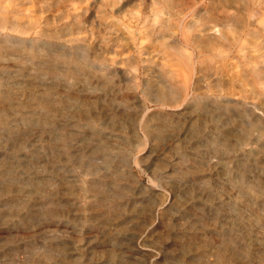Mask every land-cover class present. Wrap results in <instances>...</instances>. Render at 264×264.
Segmentation results:
<instances>
[{
  "label": "bare ground",
  "instance_id": "6f19581e",
  "mask_svg": "<svg viewBox=\"0 0 264 264\" xmlns=\"http://www.w3.org/2000/svg\"><path fill=\"white\" fill-rule=\"evenodd\" d=\"M9 1L0 0V34L3 35L0 38V63L6 61V56L9 53H13L21 60L20 64L23 67L19 71H22L20 73L22 76L35 75L32 78H37V76L40 77L46 74L57 75V73H60L73 86L80 82L86 90H94L98 87L96 83L93 84L91 81H98L99 79L91 78V73L86 71V68H88L91 72L89 64L90 51L88 46L84 44L89 41L87 37L78 36L74 38V48H77L75 53L60 51L59 48L56 51V48L50 45V41L52 38L59 39L62 36L64 26L46 28L45 26L50 23L48 16L45 14L43 20L40 21L34 15L38 8L43 12L42 9L44 8L47 10L52 6L64 5L67 16L74 19L81 14L79 11L80 6L77 5L75 0H25L24 12L20 17L12 14V10L8 5ZM231 1L235 0H211L210 6L217 3L216 8L213 10L215 13H211L212 7H207L205 13L209 14L208 17L203 18L202 21L204 22H202L200 19H195L199 12V6L195 0L190 2L150 0L149 9L144 12V15H142L140 6L134 11L135 16H137L135 20L142 19L143 26H145L143 30L136 33L133 30V22L130 20H128V26H125L123 22L119 23V26L126 30L133 40H136V38L141 39V42L135 44L138 54L147 48L144 45L146 40L148 41L150 37L161 36L162 40L157 39L158 45L162 47L166 56L169 57L170 54L173 56L169 59L175 63L178 75L167 70V76L173 83L177 80L178 84L174 86L161 84L154 94L155 101L162 108L177 107L178 101L185 95L188 85L192 83L194 74L210 69H217L221 74L226 64L231 69L230 55L237 57L235 67H242L241 70H237L233 66L234 70L229 74L233 78L232 81H238L234 77L237 76L239 81L242 79L243 85L248 86V90L264 96V65L260 54L254 53L260 43H257L250 36L247 38L245 33L248 30L247 34L250 33L254 37L258 33L255 30L264 32V20L260 29H252L248 21L233 18V15H238L237 11L234 13L228 11ZM38 2L44 3L42 8ZM151 3L152 6L150 7ZM155 4L158 7H155ZM167 9L173 10L174 13L172 14ZM193 17L194 19H192ZM119 20V18L116 19V21ZM80 28L82 26L78 27V29ZM179 32L181 44L190 47V51L176 44ZM237 32L243 34L237 35ZM138 35H141V37ZM241 36L244 38H240ZM103 39H107V37H103ZM90 42L93 43L94 41ZM231 59L233 58L231 57ZM147 60L143 59L145 62ZM60 61L68 64L72 63V65L60 70L57 67ZM199 63L203 70L198 67ZM131 69L133 72L129 77L133 79L130 80L129 84H125L124 88L126 89L134 88V73L137 67L134 65L131 66ZM92 74L99 78L95 73ZM104 74L101 75L103 83L99 86L100 89L105 90L107 87L110 89L113 87L118 91L122 90L116 80L118 79L117 74L114 75V78L107 74L104 76ZM222 80L221 75L217 76L216 79L214 78V86L217 90L222 89L220 87ZM230 83L234 85L233 82L230 81ZM30 86V95L24 101L16 103H13V95L10 91L0 88V133L6 127L10 136V140H5L4 145H1L0 142V147L7 148L6 144L9 142L11 151L17 152L28 146L29 140L25 135L27 129L24 126L29 129L34 123V117L27 110L18 112L19 119L24 123L22 127L19 124L15 126L12 123L15 118L11 119L10 116L12 113L32 107L34 104L38 108L43 107L47 113H44V116L35 118V121L45 123L48 120L51 123L50 127L56 133V137L54 135L52 138L51 135H48L43 138L44 134H40L39 140L43 144L39 145L43 149L44 147L51 148L52 157L51 159L45 157L46 155L35 157L33 161L23 166L26 169V166L32 164L36 168V172L26 173V171L16 168L9 162L4 166L0 161L3 165H0V178L2 179V182H0V198L4 196L5 201L11 206L8 207L9 209L0 211V224L23 225L25 227L28 224L27 226H30L32 230L29 237L30 245L36 249L34 255L25 259L22 258L20 262L10 263L5 260L0 264H70L69 259L73 256L72 253H85L89 247L82 248L78 244L70 247L71 242H65V238L69 240L75 232L78 233L75 238L80 240L78 238L80 231L77 229L79 224L80 226L83 224L80 221L91 220L94 224L96 223L94 226L99 227L100 231L98 233L100 238L104 240H112L114 239L113 234L119 233L117 230L118 222L116 221L123 206L127 204L125 197L129 194L133 179L130 182H123L116 172L117 168H109L105 166L104 162L115 149L122 150L120 155L130 154L132 150L130 148L131 151L129 152L127 146L137 149L144 143L145 136H143L144 134L141 137L139 136L135 143H132L128 139L127 129L133 119L128 117L129 120L124 123V126L117 125V122L113 119L109 127L111 129L119 127V130L123 131L120 143L115 142L117 143L116 146L103 137L100 112H89V107L94 103L89 99L90 97L81 98L76 94L73 97L68 95L66 99H72L75 103V107L69 109L66 100H62L60 97L55 98L52 95L54 86H45L42 88L41 93L36 90L37 85ZM151 88L152 85H149L148 91ZM204 97V94H195L192 97L194 105L201 104L205 106ZM220 104L227 106L223 100ZM68 112L74 116L75 125H81L80 122L84 121L83 125L89 128L91 134L90 136L85 135L83 140H90V137L98 140L97 144L93 146V155L89 160L94 162L102 156L101 167L95 166V162H88V165H83L85 155L81 152L74 154L71 151L70 142L79 135L80 132L77 129L79 126L75 129H68L67 125L61 127L54 125L57 117L68 115ZM202 122L203 120H201V124H203ZM145 123L144 121L143 124L145 125ZM163 123L156 130V133L157 131L163 133L166 124ZM229 124L232 123H228V118L222 122L219 119L213 125L217 129L215 139L213 136L210 137L213 138L211 141L209 137L203 139L208 146H211L210 149H204L202 154L205 162L208 163L202 166V163L195 161L193 164L183 166L177 170L179 173L177 177L184 182V180H187L185 178L187 175L184 174L196 172L202 167L204 172H208L203 173L204 176L207 174L209 176L215 175L213 181L210 183L209 179L206 181L210 190L197 193L195 189L189 186L188 190L182 193L175 190L167 194L165 200L164 194H158V203L160 204L152 205L147 212L150 217H157L148 229L147 240L133 233L125 240L124 248L112 247L99 253L94 252L93 256L105 255L106 260L99 262L97 258L89 259L91 264H264V174L253 172L254 169L261 166L260 160L264 156V133L259 132V142L262 141V149L258 151L261 152L259 154L260 159H254L253 162H250V159L246 157L250 154V150L246 147L247 143L250 142V137L244 135L235 137V139L229 138L228 135L233 133V130L228 128ZM192 125L194 126V124ZM147 126H144L145 129ZM167 126L174 127L171 123H168ZM259 128H264V116L257 114L253 119H248L247 134ZM200 130L202 128L198 125L192 134L194 132L199 133ZM15 132L18 134L16 137L13 135ZM119 144H123V146L119 147ZM37 147L33 148L34 152L38 151ZM59 147L62 149L61 153ZM179 147L182 148V145L178 142L175 144V148ZM39 152H37V155ZM180 155L182 161H186L185 158H188V160L190 158L185 151L181 152ZM212 155L219 157L210 164L209 156L212 157ZM141 159L132 156L131 162H141ZM67 163L81 168L76 175L72 174L74 179H69L65 174V170L71 171ZM104 167L108 170L106 172L100 171ZM162 167L163 163L160 162L153 175L158 177ZM261 169H263L262 166ZM41 171L42 173L47 171L50 174L53 173V175L48 174V177L39 175L38 173ZM123 171L126 174L131 172L129 168L123 169ZM7 175L9 176L6 177ZM157 177L154 176L160 181ZM6 183L8 184L6 185ZM67 186L78 196L75 205L72 204L71 207L66 205L67 202L61 196L64 194L63 189H66ZM88 198L90 202L86 204L85 200ZM155 203L157 202L155 201ZM226 205H230L235 209L233 216H226ZM75 206L77 209L81 208V210H86L89 207L93 213L95 212V216L79 218L76 215H71L72 208ZM154 207L155 210L152 214L150 211ZM75 221L79 224H76ZM181 221L185 227L177 233H172L173 228ZM144 222L142 220L141 223ZM52 223H55V225H51ZM162 224L165 225V231H158ZM80 230L82 232V229ZM92 231L94 233L91 236L93 239H97L99 234L95 233L94 229ZM172 234H178L182 238L191 237L188 238V242H183L182 252L178 253L175 258H169L160 251L155 253L152 250L153 248H148L147 241L154 246L165 236ZM251 237L253 241L248 242ZM214 239L218 241L215 240L216 242H214ZM118 241L122 242L119 238L115 240V243L118 244ZM54 242H56L55 246H53ZM152 246L149 245L150 248ZM198 249L199 251H196Z\"/></svg>",
  "mask_w": 264,
  "mask_h": 264
},
{
  "label": "rangeland",
  "instance_id": "374dc122",
  "mask_svg": "<svg viewBox=\"0 0 264 264\" xmlns=\"http://www.w3.org/2000/svg\"><path fill=\"white\" fill-rule=\"evenodd\" d=\"M24 1L25 0H10L8 2L13 15L17 17L22 15L24 12ZM75 1L77 5L80 6L79 11L81 12L79 16L75 17L77 19L67 16L64 5L52 6L47 10L44 8L42 9L43 12H41L38 8V11H36L34 15H36L40 21L43 20V16L45 14L48 16V21H50V23L45 26L46 28H59L60 25L64 26L63 34L59 38L64 41L54 38H52L50 41V45L54 46L56 51L59 48L60 51L63 50L67 53H75L77 48H74V38L78 36L87 37V40L89 41L84 44L88 46L90 51L89 64L91 72L88 70V68H86V71L91 73V78L95 77V80L99 79L98 81L89 80L93 84L96 83L98 87H96L94 90H86L80 82L73 86V84H71L60 73H57V75L46 74L40 77L37 76V78H32L35 75L22 76L20 75L22 71H19V69H22L23 67L20 64L21 60L15 54L9 53L8 56H6V61L4 63H0V88L10 91L13 95V103H16L19 101H24L25 98L30 95V85H37L36 90L38 93H41L43 90L42 88L45 86H54L52 95L55 98L60 97L62 100H66L68 102L69 109L75 107V103H73L72 99H66L68 95L73 97V95L76 94L81 98L90 97L89 99L94 101V103L89 107V112H100V117L103 124L101 129L103 137L111 141V143H114L116 146L117 143H120L123 131H120L119 127L112 129L109 127V124L113 119L117 122V125L121 124L123 126L124 123L129 120L128 117L133 119L129 123L127 129L128 139L132 143H135L137 138L144 134V143L137 149H135V147L133 148L129 145H126L129 149V152L132 150L130 154L127 153L120 155L122 150L118 151V149H115V151H113L111 155L107 157L106 162H104L106 164L105 166L109 168H117L116 172L119 174V177L123 182H130L131 179H133V185L130 187L129 194H127V197H125L127 204L123 206L122 210L118 214V220L116 221L118 222L117 230L119 233L113 234L114 239L112 240H104L103 238H100V234L98 233L100 231L99 227L94 226L96 223L94 224V222L91 220L80 221L83 223L80 226L79 222L75 221L76 224H79L77 229L80 231L78 237L80 240L75 238V236L78 235L76 232L73 233L74 235H72L69 240L65 238V242H71L70 247H73L75 244L82 246V248L89 246L87 249L88 252L86 251L85 253L77 254L72 253L73 256L70 257L69 263L91 264L89 259L97 258L99 262L106 260L105 255H97V257L93 256L92 254L94 252L99 253L112 247L124 248L123 246L126 242L125 240L133 233L142 236L147 240L148 229L157 218L156 216L150 217L147 215V212L149 208L152 207V205L160 204L158 203V194H164L165 200L167 194L175 190H177V192L181 191L182 193L183 191L188 190L189 186L190 188L195 189L197 193H203L210 190L209 184H207L206 181L209 179L210 183L214 180L215 175L209 176L207 174L204 176V174L208 172H204L202 167L200 170L196 169L197 171L193 173H181L187 175L185 177L187 180H184V182L182 179L177 177L179 174L177 170L178 168L181 169L183 166L191 165L195 161L197 163H202V166L205 163H208L205 162V158L202 154L204 149H210L211 146H208L206 141L203 139L209 137V140L211 141L213 140V138H210L212 136L215 139V136L217 135V129H215L213 125L219 119L222 122L228 118V123H232L228 125V128L233 130V133L228 135L229 138L235 139V137H242L244 135L250 137V142H248L246 145V147L250 150V154L246 157L250 159V162H253L254 159L259 160V154L261 152L258 151H261L260 149H262V141L259 142V132L264 133V128H259L256 131L247 134L246 126L248 124V119H253L255 116H257V114L262 117L264 116V96L258 95L254 91L248 90V86H246V84L243 85L242 79L239 81L237 76L234 77L238 81H232L233 78L229 74H231V72L234 70L233 66L237 70H241L242 67H235L234 64L235 61H237V57L230 55L233 58H229V61L232 63L231 69H229L228 64H226V66L222 69L221 74L217 69H210L207 71L204 70L200 71V73L194 74L192 76V83L188 85L186 93L178 101L177 107H165V109L162 108L161 105L155 101L154 94L155 90L161 84L169 86L178 84L177 80L174 81V83H176L174 84L173 81H170V78L167 76V70H170V72L172 71L178 75L176 72L178 70L176 69L175 63L169 59V57L173 58V56L171 54L169 57L166 56L162 47L158 45L157 39L162 40L161 36L150 37L148 41L146 40L144 45H146L147 48H145L142 53L138 54L135 44L141 42V39L136 38V40H133L126 30L119 26L120 22H123L125 26H128V20H130L133 22V30H135L136 33L140 30H143L145 26H143L142 19L136 21L135 19L137 16H135L134 11L138 8V6H140L142 8V15H144V12L149 9L150 0ZM180 1L190 2L192 0ZM195 1H197V5L199 6V12L198 15L195 16V19H200L202 21L204 20L203 18L208 17L207 15L209 13H205L207 7H212L211 13H215L213 10L216 8L217 3L211 4L210 6L211 0ZM38 3L42 8L44 3ZM151 6L152 3L150 7ZM155 7L158 6L155 4ZM167 11H170L172 14L174 13L173 10L167 9ZM228 11L231 13L237 11L238 16L233 15V18L238 20L243 19L245 22L248 21V24L252 29H260L264 20V0L231 1ZM167 14L169 15L168 12ZM167 14L165 13V15ZM118 18L120 20L116 21ZM192 19H194V17ZM80 26H82V28L78 29ZM255 31L258 33L257 36L254 37H252V34L250 33L249 35L247 34L248 30H246L245 33L247 38L250 36V38H254L257 43H260V46L256 47V51L254 53L260 54L262 64L264 65V32L261 30ZM238 34L243 33L237 32V35ZM2 36L3 35L0 34V38ZM138 36L141 37V35ZM103 37H107V39H103ZM240 38L243 39L244 37L241 36ZM90 41L94 42L91 43ZM181 43L182 41L179 32L178 41H176V44L187 49L188 51L191 50L190 47L183 46ZM144 58L148 60L145 62L143 61ZM71 65L72 63L68 64L60 61L57 67L62 70ZM134 65L137 67V70L134 73V88L126 89L124 88L125 84H129L130 80L133 79L129 76L133 72L131 71V66ZM198 67L202 69L200 63L198 64ZM92 73L98 75L99 78ZM103 73H105L104 76L107 74L113 78L114 75L117 74L118 79L116 80L119 82L118 84H120L122 90L118 91V89L116 90V88L113 87V89L108 87L105 90L100 89L99 86L103 83V78L101 76ZM219 75H221L223 79L220 84L222 89L217 90L214 86L213 80ZM230 81L233 82L234 85H232ZM148 82L150 84H147ZM149 85H152V88L148 91ZM243 86L247 88H244ZM195 94L205 95V106L201 104L196 106L194 105L192 97ZM220 99L225 101L227 106L221 105ZM227 100L230 101L227 102ZM34 103H36V101H34ZM43 109V107L38 108L34 104L32 107L21 109L17 111V113L11 114L10 118H15V120H12V123L15 126L18 124L19 126H24L23 121L19 119L20 115H18V112H22L23 110H27L28 113L34 117V123L29 127V129L27 126H24L27 129H25V135L29 140V144L26 148L18 150L17 152H12L9 142L6 144L8 146L7 148L0 147V161L4 164V166L7 162H9L16 168L26 171V173H33L36 172V168H34L32 164L26 166V169L23 166L33 161L35 157H44L46 155L45 157L48 159L50 157L51 159L52 149L45 147L43 149V147L39 145L41 143L43 144V142L39 140V136L42 133L44 134L43 138H46L48 135H51V137H54L55 135L56 137V133L53 128L50 127L51 123L48 120L45 123H39L35 121V118L44 116V113L47 114L46 110L44 109V111ZM67 114L68 115L57 117V119L54 121V125L60 127L67 125L68 129H75L77 126H79L77 128L80 132L79 135L70 142L71 151L74 154L81 152L85 155V161L83 162V165L86 166L88 165V162H95V166L101 167L102 156L97 158L94 162L89 160L93 155V146L97 144L98 140L94 137H90V140H83L85 135L90 136L91 132L89 128L83 125L84 121L80 122L81 125H75V121L73 119L74 116L71 115L72 113L70 114L68 112ZM125 118L127 119L123 122ZM201 120H203V124H201ZM144 121L146 122L145 125H148L146 129L144 127L145 125L143 124ZM163 122L166 123L165 128L163 127V133L158 131L156 133V130L162 125ZM168 123H171L174 127L167 126ZM192 124H194L195 127L199 125L202 130H200L199 133L194 132L192 134L193 130L195 129ZM205 125L207 126L205 127ZM204 127L205 130L203 129ZM13 135L16 137L18 134L15 132ZM9 137L8 130L6 127H4L0 133L1 145H4V141L8 140ZM178 142L181 143L182 148H175V144ZM118 146L122 147L123 144H119ZM34 147H37L38 151H40L38 155V151L34 152ZM59 150L61 153V147H59ZM183 151L188 154L190 157L189 160L188 158H185L186 161H182L180 153ZM97 155L100 156L99 154ZM132 156L142 158L141 162H131ZM217 157L219 156H209V163L211 164L213 161H216ZM160 162L163 163V167L161 168V172L157 177L153 174L155 168ZM67 164L71 171L65 170V174L69 179H74L72 174L76 175V173H78L81 168L77 166H71L69 163ZM260 164L263 169H261L260 166L257 169H254L253 172L257 174L262 173L263 175L264 156L261 157ZM0 165L2 164L0 163ZM127 168H129L131 171L129 174H126L123 171V169L126 170ZM107 170L108 169L104 167L100 171L106 172ZM26 173L24 174L26 175ZM38 174L48 177V174L50 173L47 171L42 173L41 171ZM50 175L52 176L53 173ZM8 176L9 175L6 177ZM154 176L160 179V181L154 178ZM224 179H226V177H224ZM0 182H2L1 178ZM8 183H6V185ZM72 183L77 184L75 182ZM63 193L64 194L61 196L64 197V201L67 202L66 205L68 207H71L72 204L75 205L76 198L78 197L75 192L68 189L67 186L66 189H63ZM177 195H179V193H177ZM5 200L6 199H4V196L0 198V211L9 209L8 207H11L10 204ZM85 201L86 204H88L90 199L88 198ZM155 201L157 203H155ZM142 205L145 206L141 207ZM72 210L73 212H71V215H76V217L79 218L85 216L88 218L92 215L95 216V212L93 213L92 209L89 207L86 210H81V208L77 209L75 206L72 208ZM154 210L155 207L154 209L152 208L150 213L153 214ZM234 211L235 209L232 206L226 205V216H233L235 214ZM167 217L169 218V216ZM144 219L146 220L145 222ZM142 220L144 223H141ZM182 223L183 222L181 221L179 224H177L173 228L172 233L181 231V229L185 227V225ZM27 225L25 227L23 225L12 226L8 224H0V263L5 262V260L10 263L20 262L22 258L25 259L26 257L32 256L36 253V249L30 245L31 241H29V237L32 233V230L31 227ZM51 225H55V223H52ZM80 229H82V232ZM93 229L95 230V233L99 234L97 239H93L91 236L92 233H94L92 231ZM158 231H165V225L162 224ZM119 238L122 240V242L120 243L118 241V244L115 243V240H118ZM188 238L191 237L188 236L182 238L178 234H172L165 236L158 243L154 244V246H152L151 242L149 241H147V244L148 248H153L152 250H154L155 253L160 251L169 258H175L178 253L182 252V244L184 241L188 242ZM215 240L218 241L217 239H214V242H216ZM61 241H63V239H61ZM249 241H253V238L251 237V240H248V242ZM63 242L59 243L64 244L65 242ZM55 244L56 242H54L53 246H55ZM149 245L152 247L150 248ZM196 251H199V249Z\"/></svg>",
  "mask_w": 264,
  "mask_h": 264
}]
</instances>
